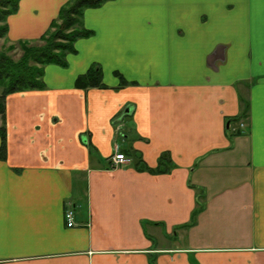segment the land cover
Returning <instances> with one entry per match:
<instances>
[{
	"label": "crops",
	"instance_id": "obj_1",
	"mask_svg": "<svg viewBox=\"0 0 264 264\" xmlns=\"http://www.w3.org/2000/svg\"><path fill=\"white\" fill-rule=\"evenodd\" d=\"M68 1L20 0L8 39ZM83 21L46 89L7 97L0 264H264V0H108ZM95 64L107 87L77 88ZM164 153L170 171L140 169Z\"/></svg>",
	"mask_w": 264,
	"mask_h": 264
},
{
	"label": "trees",
	"instance_id": "obj_2",
	"mask_svg": "<svg viewBox=\"0 0 264 264\" xmlns=\"http://www.w3.org/2000/svg\"><path fill=\"white\" fill-rule=\"evenodd\" d=\"M19 1L0 0V37H7L8 17L17 11ZM106 1L108 0H69L61 8L50 28L40 38L19 40L7 46L6 49L0 50V114L3 118V124L0 127L2 136L0 156L2 158L6 157L7 152L6 101L8 95L21 91L46 89L45 66L48 64L64 67L68 65V54L76 52L75 42L79 38L92 34V30L86 28L83 22L85 10L90 7H98ZM17 44L20 45L23 54L15 60L8 51L16 49ZM121 78L123 87L128 84V81L122 76ZM75 86L80 89L106 88L101 66L95 64L87 72L79 75ZM248 110L249 104L247 103L245 114ZM161 163L166 167L159 165L158 168L152 169L140 161L139 166L143 165L140 169H148L153 173L167 172L174 166L169 153L162 155ZM110 167H114L112 163Z\"/></svg>",
	"mask_w": 264,
	"mask_h": 264
},
{
	"label": "built area",
	"instance_id": "obj_3",
	"mask_svg": "<svg viewBox=\"0 0 264 264\" xmlns=\"http://www.w3.org/2000/svg\"><path fill=\"white\" fill-rule=\"evenodd\" d=\"M116 151H118V152H116L114 154L113 158H112L114 165H118V164L124 163V162L129 160L125 153L120 152V149H119L118 146L116 147ZM66 219H67L68 226L71 227V226H74L76 224L75 215H74V210L73 209H68L67 210Z\"/></svg>",
	"mask_w": 264,
	"mask_h": 264
},
{
	"label": "rangeland",
	"instance_id": "obj_4",
	"mask_svg": "<svg viewBox=\"0 0 264 264\" xmlns=\"http://www.w3.org/2000/svg\"><path fill=\"white\" fill-rule=\"evenodd\" d=\"M91 8V7H90ZM84 22V21H83ZM86 27V26H85ZM12 43H15V42H11L9 39H8V35L7 37H0V50H4L6 49L7 46H9L10 44ZM9 55L13 58V59H18L19 57H21V55L23 54V51L20 47L19 44H17V47L16 49H13L11 51H8ZM1 91V89H0ZM160 242H161V239H160Z\"/></svg>",
	"mask_w": 264,
	"mask_h": 264
},
{
	"label": "water",
	"instance_id": "obj_5",
	"mask_svg": "<svg viewBox=\"0 0 264 264\" xmlns=\"http://www.w3.org/2000/svg\"><path fill=\"white\" fill-rule=\"evenodd\" d=\"M130 111V108H127L126 112H129Z\"/></svg>",
	"mask_w": 264,
	"mask_h": 264
}]
</instances>
